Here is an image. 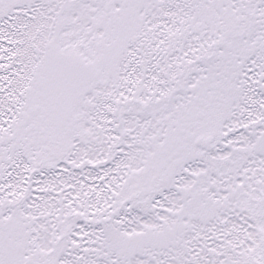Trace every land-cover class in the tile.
<instances>
[{
	"label": "snow or ice",
	"instance_id": "snow-or-ice-1",
	"mask_svg": "<svg viewBox=\"0 0 264 264\" xmlns=\"http://www.w3.org/2000/svg\"><path fill=\"white\" fill-rule=\"evenodd\" d=\"M0 264H264V0H0Z\"/></svg>",
	"mask_w": 264,
	"mask_h": 264
}]
</instances>
